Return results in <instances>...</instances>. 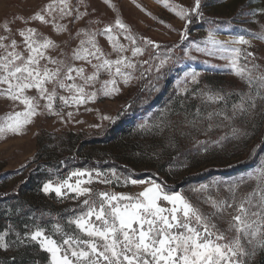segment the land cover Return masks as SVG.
Segmentation results:
<instances>
[{"label":"snow or ice","instance_id":"1","mask_svg":"<svg viewBox=\"0 0 264 264\" xmlns=\"http://www.w3.org/2000/svg\"><path fill=\"white\" fill-rule=\"evenodd\" d=\"M103 2L115 10L111 0ZM161 2L185 21L180 38L181 41L186 40L187 27L192 23L193 16L203 15L201 0H194L190 9L170 6L168 0ZM88 7L87 0H76L75 4L72 0H49L28 18L15 17L12 21L6 20L0 24L4 31L0 35V96L23 105L22 111L9 112L0 117V138L9 133L20 134L38 115L47 113L63 120L62 109L78 108L94 102L98 94L108 96L117 92L118 80L128 84L133 78H139L133 76L137 68L134 58L144 54L145 46L159 48L154 41L143 37L140 38L142 44L138 43V38L119 16L114 23L106 24L103 28L93 27L101 23L98 19H88L85 26L73 36L69 24L75 25L92 16L95 9L89 12ZM240 15L254 18L264 15V8L248 12L241 10ZM15 19L21 20L26 27L14 34L10 25ZM32 21L51 27L56 34L68 33L69 39L79 38L78 46L70 55L61 51L62 58L49 55L50 50L55 51L60 46L37 28L27 26ZM260 27V32L251 35L264 40V24ZM15 35L21 37L19 43ZM98 37L106 38L112 53H115L114 59L110 58L112 53L104 52ZM121 37L128 43H122ZM205 43L211 47L196 45L195 50L209 56L219 54V58L228 61V66L246 83L249 90L237 93L239 100L232 103L231 115L226 109L233 93L201 91L205 103L223 102L224 109L203 115L197 108L191 123L195 125L200 119L212 121L215 117L231 123L253 112L257 107V98L264 100V94L261 93L264 89V72L260 71L261 65L255 63L257 57L252 52L228 46H250L251 41L244 35L233 37L226 43L215 39V32L209 31ZM129 51L131 56L126 55ZM242 55L246 61L243 65L240 64ZM170 59V56L160 58L155 71L159 74ZM143 63L147 64L148 61ZM86 66L92 71L89 72ZM102 74H107L108 79L101 80ZM198 76L197 72L185 73L181 83L190 78L191 83L198 84ZM160 78L158 75L157 80ZM97 84L99 88H96ZM32 90H35L36 95L28 94ZM60 91L68 94L61 95ZM183 91L187 93L188 88L185 87ZM72 115V112L67 113L69 118ZM220 126L209 123L208 130ZM249 134L247 129L232 127L231 130L232 137L236 139ZM225 138L221 137V140ZM109 173L76 170L63 180L44 183L42 191L45 194L54 192L57 197H63L66 192H71L75 198L84 197L81 212L68 221L70 226H75L74 230L65 232L57 225L55 230L61 234L57 240L37 227L24 236L16 232L15 240H10L6 238L15 230L9 225L0 231V249L7 251L17 244H24L27 238L49 254V264H255L257 254L264 253V165L229 182L228 198L206 199L204 202L213 209L208 213L195 207L179 192H170L165 185L154 180L146 182L123 177L115 169L109 170ZM72 178H75L74 182H71ZM94 181L103 184L122 181L124 185L147 186L136 194L95 192L88 186ZM248 181H254L255 186L247 194L238 197L240 185ZM207 187L201 185L199 190ZM229 209L232 211L229 212ZM225 215L229 217L226 221L228 228L221 230L215 221L224 220ZM227 233L235 235L229 236ZM12 260L14 262L15 257Z\"/></svg>","mask_w":264,"mask_h":264},{"label":"rangeland","instance_id":"2","mask_svg":"<svg viewBox=\"0 0 264 264\" xmlns=\"http://www.w3.org/2000/svg\"><path fill=\"white\" fill-rule=\"evenodd\" d=\"M48 2L49 0H0V24L6 20L12 21L15 17L28 18ZM72 2L75 4L76 0ZM87 3L88 11L92 12L95 9V12L85 21H78L75 25L69 24L73 36L78 29L85 26L88 19H98L101 23L93 27L103 28L106 24L114 23L119 16L138 38V43L142 44L140 38L143 37L154 41L159 48L151 45L145 46L144 54L134 58L137 68L133 76L139 78H133L128 84L118 80L119 90L117 92L108 96L98 94L94 102L86 103L78 108L62 109L63 120L47 113L38 115L20 134L9 133L0 138V175H2L0 187H12L18 184L36 161L40 142L48 143L49 139H55V144H57L71 133L81 134L82 139L103 136L107 127L114 122L118 113L123 109H133L135 105H150L149 109L142 110V116H144L142 121L125 123L122 133L116 139L96 147L102 155L119 156L124 162L134 165L136 170H125L124 164L121 163L113 166H99L92 162H85L67 167L61 175L51 181L55 183L63 180L76 170H99L110 174L109 170L115 169L117 174L123 177L146 182L154 180L156 183L165 185L166 190L179 192L204 213L213 211L211 205L204 202L206 199L209 197L215 200L228 198L229 182L246 176L264 165V135L261 137V131L264 128V100L257 98V107L253 112L238 117L231 123L223 121L221 117H215L212 121L200 119L193 125L191 121L195 118L197 108L203 115L224 109L223 102L205 103L200 95L201 91L233 93L228 99L226 109L231 115L232 103L239 100L237 93L249 90L246 83L228 66L227 60L219 58V54L209 56L197 52L195 46L211 47L205 43L209 31L215 32V39L228 43L233 37L240 36L235 32L236 28L240 29L244 31L242 33L245 38L251 41L250 46L232 44L228 46L240 47L252 52L257 57L255 63L261 65L260 71L264 72V40L256 39L251 35L261 31L260 26L264 24V15H257L254 18L240 15L241 10L248 12L252 9L264 8V0H201L203 15L192 18V23L187 27V39L184 41H181L180 33L185 28V21L165 7L161 0H111V3L115 5V10L103 0H87ZM168 3L170 6L190 9L194 0H168ZM195 19H197V24L194 22ZM219 22L225 25L219 26ZM27 26L37 28L40 33L53 39L60 46L55 51H49V55L53 57L62 58L61 51L70 55L79 44V38L69 39L68 33L56 34L51 27L41 25L39 22L32 21ZM10 27L15 34L18 29L26 25L21 20L15 19ZM3 34L4 31L0 28V35ZM14 38L18 43L21 41L18 35ZM98 40L105 53H112L106 38L98 37ZM121 42L128 43L123 40V37H121ZM126 55L131 56V52H127ZM165 56H170L171 59L158 74L155 71V65L159 63L160 58ZM110 58L114 59L115 53H112ZM143 61H148V63L144 64ZM245 63L242 55L240 64ZM248 66L251 67L250 64ZM87 70L92 71L90 67H87ZM190 72L199 73L198 84L191 83L190 78L181 83L184 74ZM141 73H143L142 76ZM158 75L161 76L159 80H157ZM106 79H108L107 74H102L101 80ZM99 87L100 85L97 84L96 88ZM185 87L188 88L187 93L183 91ZM261 93L264 94V89ZM28 94L36 95L35 90ZM60 94L67 95L68 93L60 91ZM253 95H255V89H253ZM22 110L23 105L0 96V117L9 112ZM68 112L73 113L71 118L67 116ZM139 114L131 113V117ZM104 117L112 119H104ZM209 123L221 126L208 130ZM252 125L257 127L253 128ZM232 127L247 129L250 134L239 139L233 138ZM221 137L226 138L221 140ZM259 140L261 141L260 146L263 147L259 152L257 164L253 168L242 172L232 171L228 174L216 172L217 169L232 168L236 162L245 159L254 146L260 147L256 145ZM216 141L219 143H215ZM147 167L153 170L143 171ZM199 173L207 174L206 179L196 180V182L185 180L190 176H198ZM74 181L75 178H72L71 182ZM201 185H208V187L199 190ZM88 186L95 192L136 194L142 191L147 184L133 186L124 185L122 181L120 183L114 181L112 184L94 181ZM254 186V181L241 184L237 190L238 197L250 192ZM31 198L35 201L52 202L58 208L66 206L65 204L69 202L74 205L72 210L75 213L67 221L41 228L44 229L46 235L59 240L61 234L55 230L57 225L65 232L74 230L75 226H70L68 221L81 212L84 197L75 198V194L71 192H66L63 197H57L54 192L45 194L41 189L38 193L32 194ZM231 211L229 209V212ZM228 219L229 217L225 215L224 220L215 222L221 230H226ZM227 234L235 235V233ZM4 251L0 249V253ZM261 254H257L255 262Z\"/></svg>","mask_w":264,"mask_h":264},{"label":"trees","instance_id":"3","mask_svg":"<svg viewBox=\"0 0 264 264\" xmlns=\"http://www.w3.org/2000/svg\"><path fill=\"white\" fill-rule=\"evenodd\" d=\"M194 22L197 24V19ZM220 25H225V23L219 22ZM235 32L237 35L244 34L242 33L244 31L237 28ZM146 108L149 109L150 105H135L133 109H123L118 113L114 122L107 127L104 135L100 137L82 139L81 134L71 133L62 138L57 144H55V139H49L48 143L40 142L36 161L33 162L29 171L22 176L18 184L12 187H0V231L6 229L9 225L15 230L6 239L15 240L16 232L24 236L29 230L33 231L37 227L47 228L53 223L67 221L69 217L74 215L75 212L72 210L74 205L71 202L58 208L52 202L35 201L31 198L32 194L38 193L42 189L44 183L61 175V172L66 170L67 167L77 166L85 162H92L94 165L99 166H113L121 163L124 164L125 170H136L134 165L124 162L119 156L102 155L96 147L116 139L122 133L125 123L142 121L144 119L142 110ZM131 113L140 114L131 117ZM261 132L262 137L264 128ZM259 141L256 143L258 146L261 144V141ZM262 147L256 148L254 146L248 156L236 162L235 166L229 169H217L216 172L228 174L232 171L242 172L253 168L257 164ZM152 170L153 168L147 167L143 171L151 172ZM210 172L212 171L210 170ZM206 177L207 174L199 173L198 176H190L185 180L196 182V180L201 181ZM1 178L2 175H0V181ZM13 257H15L14 262ZM0 264H49V254L40 250L37 243H30L25 238L24 244H17L0 253ZM255 264H264V253L260 255Z\"/></svg>","mask_w":264,"mask_h":264}]
</instances>
